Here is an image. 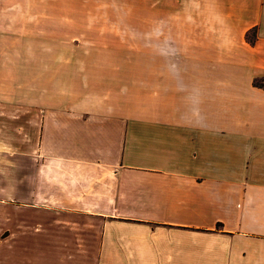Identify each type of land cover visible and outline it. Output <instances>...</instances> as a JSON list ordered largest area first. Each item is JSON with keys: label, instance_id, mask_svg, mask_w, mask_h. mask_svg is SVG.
<instances>
[{"label": "crops", "instance_id": "obj_1", "mask_svg": "<svg viewBox=\"0 0 264 264\" xmlns=\"http://www.w3.org/2000/svg\"><path fill=\"white\" fill-rule=\"evenodd\" d=\"M0 264H264V0H0Z\"/></svg>", "mask_w": 264, "mask_h": 264}]
</instances>
